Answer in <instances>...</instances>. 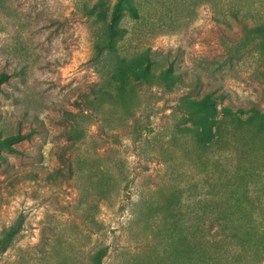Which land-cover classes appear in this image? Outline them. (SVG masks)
<instances>
[{
  "label": "rangeland",
  "instance_id": "1",
  "mask_svg": "<svg viewBox=\"0 0 264 264\" xmlns=\"http://www.w3.org/2000/svg\"><path fill=\"white\" fill-rule=\"evenodd\" d=\"M114 1L102 21L96 0H0V72L12 74L0 138L25 135L0 147V237L21 222L0 264H91L102 248V264H193L169 201L188 218L238 190L264 217V140L247 130L204 151L179 106L210 93L220 118L264 113V51L249 31L264 24V0H132L138 16L124 10L118 54L148 51L156 72L172 66L182 82L139 85L130 115L89 103L104 83L94 40ZM232 252V264H264Z\"/></svg>",
  "mask_w": 264,
  "mask_h": 264
},
{
  "label": "trees",
  "instance_id": "2",
  "mask_svg": "<svg viewBox=\"0 0 264 264\" xmlns=\"http://www.w3.org/2000/svg\"><path fill=\"white\" fill-rule=\"evenodd\" d=\"M108 2H95V9L100 8L97 15L102 21L105 18L101 8ZM124 10H129L132 17L138 16L132 0H115L109 19L94 40L91 61L95 70L104 78V83L94 89V98L89 103L91 107H98L100 103L110 102L122 107L130 115L133 107L131 99L139 85L158 82L166 90H172L182 82V78L172 66L160 68L156 72L148 51L130 58L118 54V41L126 33L120 24ZM249 31L253 37L261 39L260 45L264 51V24ZM11 76L10 73L0 72V86L8 82ZM179 106L185 124L183 130L204 151L209 150L217 141H222V138L232 143L237 137L244 136L247 130L256 138L264 140V113L255 107L250 108V113L245 117L232 113L229 108H222L227 118H220V108L210 93L201 97H183ZM24 137L23 134H15L0 138V147L9 148L11 143L20 142ZM237 192L233 190L230 201L223 208L219 203L211 204L210 210L202 206V213L192 212L188 218L182 214L181 207L173 206L172 201L167 203L165 216L169 217L171 226L177 229L185 225L188 230L189 236L180 237L178 241H185L187 249L184 252L189 260L194 261L193 264H224V260L232 264L229 259L234 249L240 251L235 260L246 259L248 262L264 259V217L262 219L252 208L246 210ZM215 227L216 230H213ZM20 228L21 222H17L2 234L0 255L8 249ZM105 254L106 248L98 250L91 264H102Z\"/></svg>",
  "mask_w": 264,
  "mask_h": 264
}]
</instances>
